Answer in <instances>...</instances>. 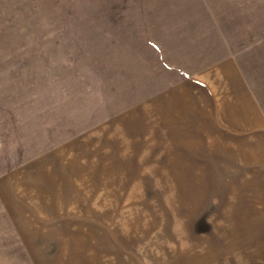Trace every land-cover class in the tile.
I'll list each match as a JSON object with an SVG mask.
<instances>
[{
	"label": "rangeland",
	"instance_id": "1",
	"mask_svg": "<svg viewBox=\"0 0 264 264\" xmlns=\"http://www.w3.org/2000/svg\"><path fill=\"white\" fill-rule=\"evenodd\" d=\"M0 264H264V0H0Z\"/></svg>",
	"mask_w": 264,
	"mask_h": 264
},
{
	"label": "crops",
	"instance_id": "2",
	"mask_svg": "<svg viewBox=\"0 0 264 264\" xmlns=\"http://www.w3.org/2000/svg\"><path fill=\"white\" fill-rule=\"evenodd\" d=\"M226 43H218V48H223L222 45H225L224 47H226V50H229L230 52V47L228 43ZM204 60L205 59L203 58L198 59V62H196L198 63V66H195L196 64L191 63L193 65H189L187 68L183 69L180 74L186 73L187 75H192L189 79L192 81H198V83L207 82L212 79L215 80L216 78H220L221 75H240L232 59H224L223 61H221V59H217L216 61L209 64H206V61ZM227 84L229 85V83Z\"/></svg>",
	"mask_w": 264,
	"mask_h": 264
}]
</instances>
